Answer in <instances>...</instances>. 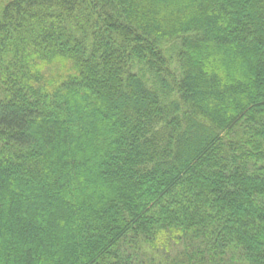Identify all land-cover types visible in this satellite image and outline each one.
<instances>
[{
  "label": "trees",
  "instance_id": "1",
  "mask_svg": "<svg viewBox=\"0 0 264 264\" xmlns=\"http://www.w3.org/2000/svg\"><path fill=\"white\" fill-rule=\"evenodd\" d=\"M0 264H264V0H0Z\"/></svg>",
  "mask_w": 264,
  "mask_h": 264
}]
</instances>
